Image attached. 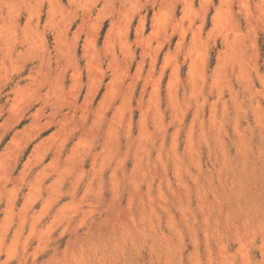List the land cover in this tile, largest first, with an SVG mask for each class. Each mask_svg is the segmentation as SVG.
<instances>
[{
  "label": "rangeland",
  "instance_id": "obj_1",
  "mask_svg": "<svg viewBox=\"0 0 264 264\" xmlns=\"http://www.w3.org/2000/svg\"><path fill=\"white\" fill-rule=\"evenodd\" d=\"M0 264H264V0H0Z\"/></svg>",
  "mask_w": 264,
  "mask_h": 264
}]
</instances>
